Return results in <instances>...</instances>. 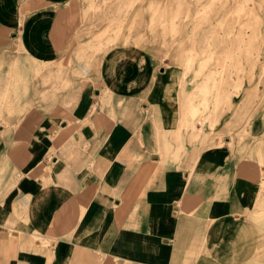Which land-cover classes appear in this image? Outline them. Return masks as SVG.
I'll use <instances>...</instances> for the list:
<instances>
[{"label":"crops","instance_id":"0c3cea01","mask_svg":"<svg viewBox=\"0 0 264 264\" xmlns=\"http://www.w3.org/2000/svg\"><path fill=\"white\" fill-rule=\"evenodd\" d=\"M93 4L0 0V50L49 64L32 92L58 104L0 128L21 141L0 144V264H264V145L189 142L183 87L144 52L100 51Z\"/></svg>","mask_w":264,"mask_h":264},{"label":"rangeland","instance_id":"374dc122","mask_svg":"<svg viewBox=\"0 0 264 264\" xmlns=\"http://www.w3.org/2000/svg\"><path fill=\"white\" fill-rule=\"evenodd\" d=\"M222 2L223 7L219 5ZM93 3L86 15L91 23L88 34L93 33L95 42L101 45L100 51L108 46H124L144 52L155 66L165 69L171 86L183 87V113L191 118L185 129L196 131L197 124L202 129L189 134V142L199 140L204 146L208 139L217 135L222 141L227 134L236 138L238 144L244 141L249 146L264 145V0H93ZM201 13L204 15L200 16ZM233 18L242 21L241 31L232 28ZM239 32L243 34L241 41ZM245 43L247 49L251 48V59L256 61L252 66L244 47L235 48L236 44ZM209 44L215 46L212 52L207 51ZM236 50L238 57L233 56ZM48 65L37 62L33 73L31 60L19 43L13 51L0 50V128H16L33 113L58 107L39 103L44 97L42 90L32 92L33 80L47 84L43 70ZM50 67L56 72L52 81L59 85L51 97L59 102L57 96L67 91V84L58 75L66 78L69 66L61 62ZM18 76L26 77V85L20 81L17 94L9 98L5 95V84L14 78L17 81ZM216 89L229 92V98H218L219 95L215 98ZM200 115L207 118L199 122ZM5 140L10 146L21 143L15 138L0 137V144Z\"/></svg>","mask_w":264,"mask_h":264},{"label":"bare ground","instance_id":"6f19581e","mask_svg":"<svg viewBox=\"0 0 264 264\" xmlns=\"http://www.w3.org/2000/svg\"><path fill=\"white\" fill-rule=\"evenodd\" d=\"M225 2H222L221 4L219 3V5L220 6H222L223 7V5H225L224 4ZM241 7H239V8H237V10L238 9H240ZM205 11H207V9L205 10ZM202 15H204V13H201L200 14V16H202ZM205 17H208V15H206ZM192 18V17H191ZM232 18V17H231ZM185 20V19H184ZM217 20V19H216ZM193 22V21H192ZM233 25H232V28L233 29H238V30H240L241 29V25H242V21L241 20H239L238 18H233ZM202 27V26H201ZM231 30L232 29H230V33H231ZM241 31V30H240ZM230 33H228V34H230ZM238 35H240V37H239V41H241L242 40V36H243V34L241 35V32H239L238 33ZM244 39H245V37H244ZM248 44L253 48V46L250 44V42H248ZM220 45V44H219ZM212 47H215L214 45H212V44H209L208 45V49H207V51L208 52H212L213 50H212ZM226 47H228V46H226ZM242 47H244V49H245V51H246V54L245 55H247L246 56V59L247 60H249L250 62V66H252V65H254L255 63H256V61H255V59L254 58H252L251 59V56H250V50H251V48L249 47L248 49H247V46H246V43H245V45L244 46H242L241 44L240 45H237L236 44V49H238V50H240V49H242ZM238 50H236L235 52L236 53H234L233 54V56H235V57H238L239 56V54H238ZM249 52V53H248ZM214 56V55H213ZM202 62V61H201ZM204 64V63H203ZM200 69V68H199ZM172 71V70H171ZM179 72V71H178ZM177 72V73H178ZM171 74V73H170ZM176 74V73H175ZM174 75V74H173ZM219 95V96H218ZM218 96V98H221L222 96H224V97H226L227 99L229 98L228 96H229V92H223L222 93V91L221 90H219V89H216V91H215V94H214V97L216 98ZM158 109V108H157ZM201 116V115H200ZM207 116V115H206ZM205 115H202L201 116V118L199 119V122H202L201 121V119H204V118H207ZM216 118H214V120H215ZM213 119H211L210 121H212ZM204 121V120H203Z\"/></svg>","mask_w":264,"mask_h":264}]
</instances>
